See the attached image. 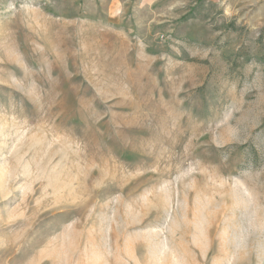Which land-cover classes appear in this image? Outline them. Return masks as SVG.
<instances>
[{"label": "rangeland", "instance_id": "rangeland-1", "mask_svg": "<svg viewBox=\"0 0 264 264\" xmlns=\"http://www.w3.org/2000/svg\"><path fill=\"white\" fill-rule=\"evenodd\" d=\"M0 264H264V0H0Z\"/></svg>", "mask_w": 264, "mask_h": 264}]
</instances>
